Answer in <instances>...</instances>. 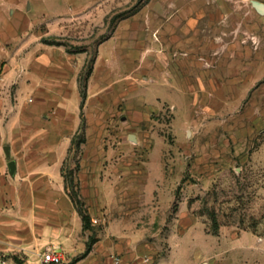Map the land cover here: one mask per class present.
<instances>
[{
	"label": "rangeland",
	"instance_id": "obj_1",
	"mask_svg": "<svg viewBox=\"0 0 264 264\" xmlns=\"http://www.w3.org/2000/svg\"><path fill=\"white\" fill-rule=\"evenodd\" d=\"M19 2L6 92L62 131L85 251L264 264V0Z\"/></svg>",
	"mask_w": 264,
	"mask_h": 264
},
{
	"label": "crops",
	"instance_id": "obj_2",
	"mask_svg": "<svg viewBox=\"0 0 264 264\" xmlns=\"http://www.w3.org/2000/svg\"><path fill=\"white\" fill-rule=\"evenodd\" d=\"M20 8L19 0H0V255L17 264H37L46 250L56 249L71 264H103L111 255L110 264L114 250L100 243L77 258L85 251V230L62 174L68 147L52 144L62 131L53 134L51 117L35 113L41 104L14 102L6 92L20 52L8 46L19 38L12 31L20 24ZM119 255L122 264H142L135 253Z\"/></svg>",
	"mask_w": 264,
	"mask_h": 264
},
{
	"label": "built area",
	"instance_id": "obj_3",
	"mask_svg": "<svg viewBox=\"0 0 264 264\" xmlns=\"http://www.w3.org/2000/svg\"><path fill=\"white\" fill-rule=\"evenodd\" d=\"M96 221V220H95ZM42 263L59 264L63 261V254L56 249H48L42 254ZM0 264H17L5 255H0ZM110 264H122V258L119 254L112 256Z\"/></svg>",
	"mask_w": 264,
	"mask_h": 264
},
{
	"label": "trees",
	"instance_id": "obj_4",
	"mask_svg": "<svg viewBox=\"0 0 264 264\" xmlns=\"http://www.w3.org/2000/svg\"><path fill=\"white\" fill-rule=\"evenodd\" d=\"M86 98V94L85 91L83 90V102H82V106L84 105V99ZM73 201L75 202V205L79 211V213L81 214L82 218H83V222H84V229H88L89 228V224L91 222V217L89 215V213L82 207L83 203L81 202V199L76 195V196H72ZM92 246L89 245L87 247V250L85 251V256L91 251Z\"/></svg>",
	"mask_w": 264,
	"mask_h": 264
},
{
	"label": "water",
	"instance_id": "obj_5",
	"mask_svg": "<svg viewBox=\"0 0 264 264\" xmlns=\"http://www.w3.org/2000/svg\"><path fill=\"white\" fill-rule=\"evenodd\" d=\"M259 7L264 10V4H259Z\"/></svg>",
	"mask_w": 264,
	"mask_h": 264
}]
</instances>
